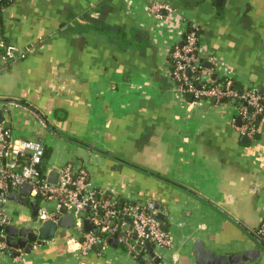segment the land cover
Masks as SVG:
<instances>
[{
    "label": "crops",
    "instance_id": "1",
    "mask_svg": "<svg viewBox=\"0 0 264 264\" xmlns=\"http://www.w3.org/2000/svg\"><path fill=\"white\" fill-rule=\"evenodd\" d=\"M8 1L0 65L4 46L20 55L0 74L1 123L43 144L44 174L72 164L120 206H163L173 246L153 252L164 264H195L198 240L218 255L257 248L243 264H264V118L249 139L237 129L239 103L195 101L171 79V52L193 22L212 78L264 96V0ZM154 1L173 12L154 15ZM8 213L21 226L32 209L9 201ZM73 233L16 257L0 249V264H143L112 237L88 255L70 251Z\"/></svg>",
    "mask_w": 264,
    "mask_h": 264
},
{
    "label": "built area",
    "instance_id": "2",
    "mask_svg": "<svg viewBox=\"0 0 264 264\" xmlns=\"http://www.w3.org/2000/svg\"><path fill=\"white\" fill-rule=\"evenodd\" d=\"M150 11L160 16L163 11L171 12L172 8L169 4L154 1L150 4ZM199 31L197 24L190 23L184 33L182 45L176 46L171 52V79L176 90L195 101L207 99L215 104L238 101L241 124L237 129L242 136L255 138L260 130L261 122L258 119L264 118V97L250 86L239 91L234 87L235 80L232 77L224 78L222 84L215 82L198 53ZM19 55L15 46H4L0 74ZM44 157L45 147L41 142L17 138L0 122V191L5 195L18 193L19 188L26 184L30 187L27 195L29 201L40 199L53 203L52 209H39L35 219L39 225L46 221H56L60 210L65 207L75 222L74 233L66 239L68 250L88 255L101 240L98 236L100 233L107 238H115L119 245L126 248L135 259L142 260L143 264H154L148 255L140 256L139 248L147 244L160 249L173 246L172 234L155 218L154 212L149 210L146 203L129 202L120 206L117 201L105 197L103 192L93 186L85 170L76 171L72 164L62 168L57 183L51 184L43 172ZM8 202L6 197L0 196V229L11 224ZM85 219L93 223L98 233L94 230L84 231ZM256 236L264 242V219ZM4 238L0 234V249H6Z\"/></svg>",
    "mask_w": 264,
    "mask_h": 264
},
{
    "label": "water",
    "instance_id": "3",
    "mask_svg": "<svg viewBox=\"0 0 264 264\" xmlns=\"http://www.w3.org/2000/svg\"><path fill=\"white\" fill-rule=\"evenodd\" d=\"M182 45V44H181ZM215 78V76H214ZM4 115L3 111L0 110V122L3 121ZM58 175L60 172L52 171L49 176H47V181L51 184H56L57 181L53 177ZM18 193H9L5 195L0 191L1 197H6L10 202H16L22 206H29L32 209L31 217L28 221L24 222L21 226H16L14 224H9L0 229V234L5 236L4 241L6 244V250L12 254V257H16L19 254L17 250L25 249L29 253L34 244L44 245L46 242L54 239L56 236L65 237L67 232L72 231L75 227L74 218L71 214L67 212V209L63 207L60 210V216L56 217V221H46L41 225L37 224L35 219L38 215V211L41 208L39 203L29 201L24 195H28L30 192V187L26 184L19 188ZM148 208L150 211L154 212L155 218L165 222V210L163 206L155 203L149 202ZM83 229L86 232L94 230L98 233L97 229H94L93 223L85 219L83 220ZM109 243L115 245L117 241L115 238H110ZM103 241H98V246H102ZM149 250L150 256L154 264H164L159 257H157L153 252V246L151 244L146 245ZM259 249L255 248L243 253H236L230 255H218L213 251L209 250L202 241L198 240L194 244V258L195 264H243L254 262L259 257Z\"/></svg>",
    "mask_w": 264,
    "mask_h": 264
},
{
    "label": "trees",
    "instance_id": "4",
    "mask_svg": "<svg viewBox=\"0 0 264 264\" xmlns=\"http://www.w3.org/2000/svg\"><path fill=\"white\" fill-rule=\"evenodd\" d=\"M9 1L8 0H0V10L3 7H6L8 5ZM225 79L223 78H218L215 80V82L222 84L224 82ZM234 87L237 88L239 91L243 90V87L239 85V83L237 81H234ZM264 97V96H263ZM230 102H233L232 100H230ZM239 103L238 101H234V104ZM262 118L258 119V122H261ZM46 155V152H45ZM48 155V154H47ZM45 158V157H44ZM40 199L37 200V203H40ZM164 224V223H163ZM98 236L100 237L101 240L107 239V237L103 234L98 233ZM139 253L140 256H145L148 255V250L146 246H142L141 248H139Z\"/></svg>",
    "mask_w": 264,
    "mask_h": 264
},
{
    "label": "rangeland",
    "instance_id": "5",
    "mask_svg": "<svg viewBox=\"0 0 264 264\" xmlns=\"http://www.w3.org/2000/svg\"><path fill=\"white\" fill-rule=\"evenodd\" d=\"M9 203V202H8ZM48 207H50V206H48ZM7 210H8V204H7ZM73 231V230H72Z\"/></svg>",
    "mask_w": 264,
    "mask_h": 264
}]
</instances>
